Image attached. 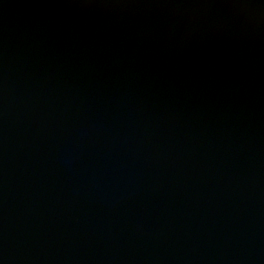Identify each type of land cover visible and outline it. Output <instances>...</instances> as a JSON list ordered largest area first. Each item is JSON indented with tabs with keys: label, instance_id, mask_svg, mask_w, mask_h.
Listing matches in <instances>:
<instances>
[{
	"label": "water",
	"instance_id": "95a60500",
	"mask_svg": "<svg viewBox=\"0 0 264 264\" xmlns=\"http://www.w3.org/2000/svg\"><path fill=\"white\" fill-rule=\"evenodd\" d=\"M0 264H264V0H0Z\"/></svg>",
	"mask_w": 264,
	"mask_h": 264
}]
</instances>
